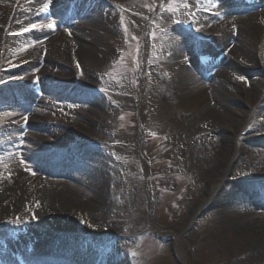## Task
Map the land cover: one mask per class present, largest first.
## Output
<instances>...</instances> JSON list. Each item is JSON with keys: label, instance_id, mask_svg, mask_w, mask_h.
<instances>
[{"label": "bare ground", "instance_id": "6f19581e", "mask_svg": "<svg viewBox=\"0 0 264 264\" xmlns=\"http://www.w3.org/2000/svg\"><path fill=\"white\" fill-rule=\"evenodd\" d=\"M87 1L0 0V108L4 111L0 118V203L13 212L10 219L0 218V264H14L2 252L11 248L25 252L27 247L26 264H90L79 252H72L71 241H60L62 234L73 231H62L64 210L74 205L97 210L108 198L103 187L110 185L103 179L105 168L92 153L80 158L67 145H73L68 138L97 139L104 127L101 111H111L115 102L95 90L86 105L61 103L68 88L97 87L83 64L102 59L104 48L97 38L110 34L111 27L98 19L101 13H93L95 5ZM190 1H197L190 22L183 18L180 26L151 29L153 35L166 34L158 57L167 67L159 86L151 81L148 90L167 91L174 108L188 115L179 126L195 134L182 148L205 166L206 176L214 182L208 195L219 191L212 204L224 218L235 221L236 228L264 234V216L256 210L258 216L253 217V207L241 202L250 200L248 183L223 189L231 164L237 166L238 178H264V149L249 143L250 133L264 128V104L258 105L264 102V0ZM77 14L83 16L81 23L73 21ZM50 22L56 25L54 30L14 35L29 24ZM235 64L256 69L258 74L240 79ZM34 75L39 90L46 94L37 93L25 101L35 84L26 82V77ZM13 96L16 103L10 99ZM87 111L99 116L94 118ZM20 119L25 120V128L34 130L15 126ZM60 155L61 163L68 157L70 168L63 176L57 167ZM255 182L264 193V180ZM6 223L12 225L2 232ZM73 237L79 245L86 244Z\"/></svg>", "mask_w": 264, "mask_h": 264}, {"label": "rangeland", "instance_id": "374dc122", "mask_svg": "<svg viewBox=\"0 0 264 264\" xmlns=\"http://www.w3.org/2000/svg\"><path fill=\"white\" fill-rule=\"evenodd\" d=\"M87 2L95 5L93 13H101L98 19L111 27L110 34L97 38L104 48L102 59L96 64H83L97 87L68 88L62 93L61 103L86 105L96 90L107 94L115 105L111 111L96 109L103 114L101 123L105 124L100 133L97 131V139L68 138L73 144L69 148H75L80 158L92 153L106 170L103 179L110 181L103 187L108 198L97 210L74 205L62 213L61 227L73 229L86 242L73 243L72 251L99 264H264V251L259 250L264 249V234L240 230L235 221L224 218L212 204L219 191L208 195L214 182L206 176L205 166L183 151L195 134L179 126L180 119L188 115L174 108V99L167 91L163 94L161 89L148 90L151 81L160 84L167 67L158 57L166 34L160 31L153 35L151 29L180 26L183 18L190 22L197 1ZM81 18L77 16L73 21L81 23ZM181 37L178 35L180 41ZM73 63L76 65L74 60ZM233 68L243 78L258 74V70L240 64ZM25 81L32 80L26 77ZM101 82L104 84L98 86ZM37 93L46 91L34 89L25 101L34 99ZM3 112L0 108V118ZM95 112L87 111L96 118L99 114ZM14 124L18 126L16 120ZM22 129L34 130L31 126ZM263 131L259 128L250 133V146L264 149ZM57 167L61 176L70 172L68 164L61 163V155ZM230 167L233 164L227 169L223 189L248 183L250 200L241 202L264 216L259 213L264 212V193L255 182L264 178H238L237 166ZM11 213L0 203V218L5 215L10 219ZM254 213L253 217L258 216ZM11 225L3 224L2 232Z\"/></svg>", "mask_w": 264, "mask_h": 264}, {"label": "snow or ice", "instance_id": "6c2138e0", "mask_svg": "<svg viewBox=\"0 0 264 264\" xmlns=\"http://www.w3.org/2000/svg\"><path fill=\"white\" fill-rule=\"evenodd\" d=\"M55 27L56 25L53 22L47 24L32 23L29 24L27 27L22 28L19 33H14V35H23L32 31H43L45 29L54 30ZM77 67H79V65H77ZM240 79H244V78L240 77ZM25 120H27V117H25ZM27 170L31 171V169H27Z\"/></svg>", "mask_w": 264, "mask_h": 264}]
</instances>
